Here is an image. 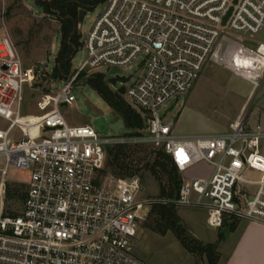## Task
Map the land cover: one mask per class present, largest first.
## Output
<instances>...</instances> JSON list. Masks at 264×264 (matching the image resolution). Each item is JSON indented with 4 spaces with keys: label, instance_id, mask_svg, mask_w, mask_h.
Listing matches in <instances>:
<instances>
[{
    "label": "built area",
    "instance_id": "obj_1",
    "mask_svg": "<svg viewBox=\"0 0 264 264\" xmlns=\"http://www.w3.org/2000/svg\"><path fill=\"white\" fill-rule=\"evenodd\" d=\"M234 1L106 0L82 40L86 58L37 97L33 122L19 108L34 72L0 33V118L8 123L0 130V264H143L132 245L155 205L202 209L211 229L225 219L264 224V129L242 120L226 133L179 136L163 113L192 90L224 34L250 37L263 28L264 0ZM254 53L264 62V44ZM137 60L142 73L124 97L141 114V131L103 138L92 126L66 123L59 108L75 101L81 73L98 72L107 81L117 69L128 77L121 72ZM263 78L264 70L257 86ZM15 127L23 138L13 142ZM130 144L162 150L180 174L200 163L212 172L181 181L172 197L145 195L137 176L104 172L105 147ZM9 169L27 175L17 214L5 212ZM251 172L259 178L250 179Z\"/></svg>",
    "mask_w": 264,
    "mask_h": 264
},
{
    "label": "rangeland",
    "instance_id": "obj_2",
    "mask_svg": "<svg viewBox=\"0 0 264 264\" xmlns=\"http://www.w3.org/2000/svg\"><path fill=\"white\" fill-rule=\"evenodd\" d=\"M100 7L87 13L79 25L81 42L93 23ZM59 24L44 14L34 5L33 0H0V33L10 38L24 66L31 68L35 79L25 87L24 98L19 115L33 122L39 117L34 108L37 97L58 87L50 74L59 48ZM221 43V45H220ZM258 43L264 44V26L261 31L250 37L235 34H224L217 48L218 61L211 59L196 80L191 92L167 104L163 109L165 119L174 123V133L179 136H207L231 131L238 122L244 120L245 125L254 127L263 122L264 117V78L257 86L264 70V62L254 53ZM86 58L80 48L72 61V69H76ZM143 66L140 60L132 64L130 70H123L122 75H133L131 80L115 87L105 82L112 92L125 90L141 75ZM94 71H85L77 78L80 85L74 90L75 101L69 107L59 108V113L71 126H92L97 130L96 118L105 121V116L114 114L108 104L86 84L87 78ZM98 73V72H97ZM124 97V95H123ZM125 101L135 107L125 97ZM13 111H16L14 107ZM7 121L0 118V130L6 129ZM36 126V125H33ZM261 126V125H260ZM30 127V126H28ZM32 127V126H31ZM35 128V127H34ZM130 133L125 126L117 132L107 128L100 132L103 138H119ZM23 136L15 127L10 131L11 141H20ZM120 146H106L108 151ZM125 152L137 169L136 176L140 179L143 192L148 196H160V182L152 177L146 163L152 162L151 152L158 148L151 145H125ZM264 155V144L261 145ZM208 166V167H207ZM3 167L0 161V168ZM106 167V166H105ZM106 174H110L105 168ZM212 172L211 166L200 163L184 174H179L181 181L192 178H205ZM250 179H257L254 174H247ZM27 175L9 169L5 178L6 188H10V197H5V212L17 214L21 209V195L25 193ZM17 190L18 195L14 191ZM14 194V195H13ZM179 222L190 235L205 244H214L216 264H222L229 247L237 237L240 219H225L220 228L211 229L206 224L207 213L202 209L190 207H174ZM146 222V219L143 221ZM233 233V235H230ZM133 254L143 264H207L205 257L188 252L180 243L176 233L159 229H151L141 224L132 245Z\"/></svg>",
    "mask_w": 264,
    "mask_h": 264
},
{
    "label": "trees",
    "instance_id": "obj_3",
    "mask_svg": "<svg viewBox=\"0 0 264 264\" xmlns=\"http://www.w3.org/2000/svg\"><path fill=\"white\" fill-rule=\"evenodd\" d=\"M106 0H33L34 5L42 14L55 19L59 24V48L54 60L50 78L54 81L67 79L71 74L72 61L82 47L79 25L85 15L93 11ZM86 84L90 86L110 107L111 111L123 121V125L133 134H137L144 128V120L141 114L131 108L125 101L124 91L112 92L105 82V76L94 73L87 78ZM120 146L108 151L106 167L110 174L115 177L136 176L137 169ZM152 162L146 163L153 178L160 182L161 195L172 197L181 179L175 166L169 157L158 149L151 152ZM106 172V170L104 171ZM14 191L18 195L17 190ZM11 189H6V196L10 197ZM13 194V195H14ZM23 198V195L20 197ZM225 222V221H224ZM151 229H159L162 233L172 231L176 233L182 246L191 254L205 257L207 264H216L214 251L216 245L205 244L196 239L179 222L173 206L155 205L152 207L146 222H142Z\"/></svg>",
    "mask_w": 264,
    "mask_h": 264
},
{
    "label": "crops",
    "instance_id": "obj_4",
    "mask_svg": "<svg viewBox=\"0 0 264 264\" xmlns=\"http://www.w3.org/2000/svg\"><path fill=\"white\" fill-rule=\"evenodd\" d=\"M217 48H219L218 44L212 55L214 62L218 61ZM258 124L264 129V117L262 124ZM251 174L256 175L257 179L259 178L257 173L251 172ZM240 224L242 226L238 227L237 237L229 247L222 264H264V224L245 220H241Z\"/></svg>",
    "mask_w": 264,
    "mask_h": 264
},
{
    "label": "water",
    "instance_id": "obj_5",
    "mask_svg": "<svg viewBox=\"0 0 264 264\" xmlns=\"http://www.w3.org/2000/svg\"><path fill=\"white\" fill-rule=\"evenodd\" d=\"M230 12H231V9L228 11L226 16L223 18V21H222V25L223 26L225 25V22H226V20H227V18L229 16ZM117 73H118L117 69H112L108 73V75L110 77L107 78V83L110 86H112V87H115L117 83L124 84V83L128 82L131 79V76L120 77V76L117 75ZM63 107H66V105H63ZM94 121L97 124V130L99 132H104L107 128H110L112 131L117 132V130L120 127L124 126L123 125V121L121 119L115 120L113 116H105V121H103L101 118H96Z\"/></svg>",
    "mask_w": 264,
    "mask_h": 264
}]
</instances>
